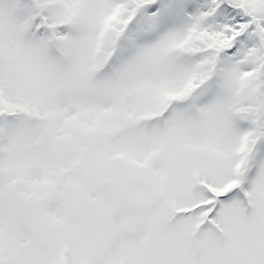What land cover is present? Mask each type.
I'll return each mask as SVG.
<instances>
[{
	"label": "snow or ice",
	"instance_id": "1",
	"mask_svg": "<svg viewBox=\"0 0 264 264\" xmlns=\"http://www.w3.org/2000/svg\"><path fill=\"white\" fill-rule=\"evenodd\" d=\"M0 264H264V0H0Z\"/></svg>",
	"mask_w": 264,
	"mask_h": 264
}]
</instances>
